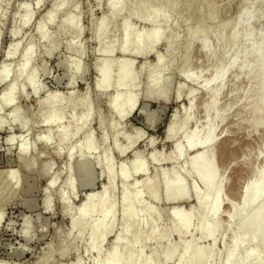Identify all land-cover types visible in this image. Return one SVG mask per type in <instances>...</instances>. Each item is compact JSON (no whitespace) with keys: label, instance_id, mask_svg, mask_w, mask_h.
Instances as JSON below:
<instances>
[{"label":"rangeland","instance_id":"1","mask_svg":"<svg viewBox=\"0 0 264 264\" xmlns=\"http://www.w3.org/2000/svg\"><path fill=\"white\" fill-rule=\"evenodd\" d=\"M143 1L123 0L124 10L113 16L108 8L109 0H66V6L54 14L53 24H46L48 13L55 10L56 0H0V68L4 66L11 69V77L0 86V91L16 76L25 49L31 46L34 51L29 75L18 83L24 89L21 99L0 112V118L8 123V114L19 106L21 115L27 119L28 128L24 133L18 130L14 133L30 145L28 154L21 156L18 149L21 140L8 145L5 140L10 132L9 127L0 130V264H94L96 252L89 249L88 240L91 225L99 219V214L94 212L76 226L72 225L71 217L79 213L86 192H98L104 187V167L100 162L102 157L109 154L114 170L120 172V166L128 165L136 151L146 161L148 173L151 176L158 175L160 200L143 193L139 203L143 205L139 207L155 209L156 216L151 218L141 211V218L153 220L160 234L156 239H148L144 232L138 241L140 245L136 244L135 248L141 249L144 257H153L154 260H150L155 264H174L179 257L177 254H183L192 240L197 246L210 250V240L199 235L201 222L198 216L192 219L191 229L178 236L171 230L168 213L169 208L173 207L187 214L194 203L193 199L188 203L183 199L172 203L167 200V194L179 182L184 184L186 190L196 187L202 191L201 183L185 172L193 154L185 153L180 160H176L173 148L176 142L183 144L179 130L190 112L192 118L186 126L187 132L199 130L202 133L206 128L203 109L210 98L206 93L212 87H204L183 75L185 72L200 73V79L207 80L216 69L225 66L220 56L229 51L227 39L233 30L234 21L239 17L242 4L252 8L249 16L262 8L263 16L255 26L251 43L259 42L260 33L264 40V0H166L172 10L167 7V17L157 23L162 27L163 40L146 57L129 52L124 54L119 48L127 19L130 29L132 27L135 33H148L153 29L150 23L131 15ZM149 1L157 4L162 0ZM212 10L215 11L213 20L210 18ZM27 12L32 13V19L28 26L23 27L21 21ZM102 19L107 22L108 32L101 45H98L97 34ZM43 21L44 31L48 34L47 41L42 40L36 32L37 25ZM201 23L209 25L206 30L201 31ZM241 28L239 25L237 30L241 31ZM191 34L195 35V41L190 44ZM171 41L173 47L168 49ZM203 41L216 52L212 60L200 48ZM18 42L20 47L15 58L4 64L8 50ZM55 45L57 48L53 50ZM110 47L115 49L114 52H100ZM246 51L247 45L242 44L238 62L225 76L218 97V113L223 120L214 123L219 139L214 147V160L215 172L224 179V188L221 194L223 206L216 219L221 229L213 247L215 256L212 264L223 263L225 246L234 240L235 228L232 231L223 228L228 224L231 209L240 206L241 187L250 179L251 167L264 168V158L257 159L264 142V112L260 124L253 128L256 117L251 109L258 98L256 80L239 70ZM158 60H162L168 68L170 84L167 88L161 86L152 89L147 85V75ZM104 61L113 69V74L122 63L128 61L124 74L133 73L136 76L135 87L128 92L137 98V108L122 121L108 110L107 99L117 93L125 94L123 92L126 90L117 86L108 88L104 94L96 91L97 71ZM78 65L80 71H76ZM30 77L41 88L37 95L33 93L32 86L26 84ZM179 89L180 98L177 95ZM161 91L162 94H159ZM187 93H191L193 103ZM46 95L57 96V101L61 103L56 108L57 114L62 117L61 128L57 126L48 130L39 123L51 110V104L44 99ZM68 98L74 103H81L74 114L64 106ZM85 99L92 114L85 128L79 130L76 120L85 114L86 108L82 104ZM170 123L174 124V140L167 138ZM112 124L117 127V131L111 128ZM45 132L51 134L48 142L44 145L36 142L39 135ZM89 134L96 145H93L92 153H83L82 157L78 153V144ZM137 137L140 138L135 146L120 156L117 147H128L127 138ZM153 153L157 154L156 161L150 160ZM85 160L89 161V169L84 173L78 163ZM10 172L13 173L7 178ZM116 179L114 191L109 192L110 198L117 203L116 218L112 232L100 244L101 258L105 264H118L108 258L116 242L114 236L122 226V220L119 221L121 184ZM133 181L134 178H130L126 185L133 188ZM63 199L68 214L65 213ZM47 200L49 209L46 208ZM261 204H264V198ZM262 238L264 235L259 240ZM123 241L122 238L119 242ZM168 245L178 247L177 256L171 262L158 258ZM260 258L264 264V252ZM119 264H126V260L122 259Z\"/></svg>","mask_w":264,"mask_h":264},{"label":"bare ground","instance_id":"2","mask_svg":"<svg viewBox=\"0 0 264 264\" xmlns=\"http://www.w3.org/2000/svg\"><path fill=\"white\" fill-rule=\"evenodd\" d=\"M165 1L166 0H162L156 4L149 0H144L131 12V15L138 20L150 23L153 26V29L148 33H135L132 27V30L130 29V24L127 19L123 25V40L119 48L120 52L124 54L129 52L136 56L146 57L154 51L155 45L163 40L162 27L157 25V23L160 19L167 15L165 14L166 8H170L167 6ZM65 4L66 0H56L54 4L55 10L51 13H48V22H46V24L53 22L54 14L56 12L58 14V12H60L64 6H66ZM108 8L112 15L116 16L117 14L121 13L122 10H124V2L123 0H109ZM170 9L172 10V8ZM251 11L252 8L249 6L247 7V4L241 5L239 17L234 21L233 30L227 39L229 51L223 52L220 56L221 60L226 63L223 68H218V70L216 69L215 72L212 73L211 77L207 80L200 79L202 77L200 73L195 74L185 72L183 75L192 82H196L204 87H212L211 90H207L208 92L206 91V94L209 95L210 98L209 102L204 106L203 109L206 119V128L202 133L199 130L187 132L186 126L189 124L190 118H192L190 112L187 114V117L185 116V121L179 130L182 133L183 144L176 142L173 148L176 160H178L181 156H184L185 153L193 154L191 162L185 169V172L201 183L202 191L198 190L196 187H191L190 190H186L184 184L179 182L178 186L172 192L167 194V200L172 203L178 199H183L185 203H188L193 199L194 203L191 205V208L187 214H184L182 211L173 207L169 208L168 213L171 217V230L172 232L178 234V236L186 234L192 227V219L198 216L201 222L198 228L199 235L205 237L207 240H210V250H206L204 247L197 246L195 241L192 240V242L188 244V247L185 248L183 254L178 253L177 255H179V257L176 255L177 260L174 264H212L214 260L215 255L213 247H215L214 244L217 240L219 230L221 229V225L216 221V219L218 218L219 212L223 206L221 194L224 188V179L218 177L217 173L215 172L216 163L214 160V147L219 143V139L216 136V126L214 123L216 121L223 120V117L218 113V97L225 76L232 70L234 66H236L238 62V52L242 44L247 45V51L245 52L241 65L239 66L240 73L246 72L251 79L256 80L257 86L256 92L258 98L251 108L256 117L253 128H257L262 119V114L264 112L263 34L260 33L261 37L258 38L259 42L257 44H252L251 42L254 40L255 26L257 22L261 20L263 13L261 8L255 11L253 15L251 14V16H249ZM214 16L215 11L212 10L210 13L211 20L214 19ZM31 19L32 13L27 12L21 21V26H28L31 22ZM100 23L101 24L97 34L98 45H101L108 32L106 20L102 19ZM239 25L242 26L241 31L237 30ZM208 26L209 25L206 23L199 24L201 31L206 30ZM44 28L45 23L43 21L37 25L36 32L42 40L47 41L48 34L45 33ZM194 41L195 35L191 34L190 44L194 43ZM50 42H52V40ZM172 44L173 43L171 41L168 44V49L173 47ZM56 45L58 46V44ZM56 45L53 46V50H56ZM19 47L20 46L18 42L14 44L10 50H8L4 64L15 58ZM200 48L209 60L215 58L216 52L211 50V47L207 42H201ZM32 50L33 49L31 46L25 49V51L22 53L21 58L23 60L21 61L19 68H17L16 76L14 75L9 84L5 88L1 89L0 112L5 108L14 105L21 99L20 96L23 95L24 89L19 87L18 83L21 78L29 75L28 71L33 61L34 53ZM114 50L115 49L113 47H110L108 50H100V52L105 54L114 52ZM128 63V61L122 63L121 66L115 70V74H113V69L107 66L104 61L101 63V66L97 71L98 79L96 80V91L99 94H104V91L110 87L120 86L123 87L124 91L126 90V92H123L125 94L117 93L115 96L109 97L107 99L108 110L115 114L120 121L128 118L135 111L138 103V100L135 96H133V93L130 94V92H128L133 87H135L136 84V76L133 73L129 75L124 74ZM79 68L80 67L78 65L76 67V71H80ZM10 77L11 69L2 66L0 68V86ZM147 81V85L152 89H159L161 86L167 88L169 86L170 75L168 73V68H166L162 60L156 61L155 68L148 72ZM26 84L27 86H32V91L34 90L33 93L36 95L41 90L39 85L32 77L27 80ZM215 85L217 86L216 88H214ZM162 92L163 91H161L159 94H162ZM180 92L181 89H179L177 92L178 98L181 97ZM187 97L191 103H193V97L191 93H187ZM44 99L46 102L51 104V110L48 116L44 120H40L39 123L48 130H52L57 126L61 128L60 124L62 117L59 116L56 111L57 106L61 103L57 101V96L51 97L46 95ZM69 99L71 100V98H68V100L64 102V106L68 109H71L74 114L76 107H78L81 103H74V101L72 102V100L70 101ZM82 104L86 109L85 114L79 116L76 120L79 130L85 128L92 114L86 99L82 101ZM18 107L13 108L10 112V115L8 114L10 122L7 123V121L0 118V130H3L4 128L7 129L9 127L10 132L6 137L5 142L10 145L14 144L18 139H20L21 144L18 148L19 154L24 156L28 154L30 145L28 141H24L22 138L16 136L14 131L18 130L19 133H24L28 128V122L27 119H24L21 115L20 108ZM7 124L8 126H6ZM101 125L102 123H100V126ZM173 126L174 124L170 123L168 128L167 138L169 140H174L175 138ZM111 128L117 131V127L115 128V125L112 124ZM58 131L63 132L64 130ZM50 136L51 134H49V132L40 134L36 142L44 145L48 142ZM116 136L117 135H115V137ZM139 138L140 137L134 139L127 138V143L129 146H118V154L120 156H124L128 149L135 146L137 141H139ZM92 142L93 141L90 134L84 140L79 142L78 153L81 154L82 157L84 156L83 153L93 152V145L96 144ZM132 155V160L128 165L120 166V172L114 170L115 168L112 163V158L109 156V154H105V156L102 157L100 162L104 167V187L98 192H86L80 205L78 211L79 213L71 217L72 225L76 226L79 222H82L91 214H94V212L99 214V219L91 225L89 230V249H94L96 252L94 264H105V260L101 258L100 244H102L106 236L112 232L111 230L113 229L116 218L117 203L109 196V192L114 191V186H116V178L119 179L118 181H120L121 184V197L119 201L121 219H119V221L122 220V226L114 236L116 242L113 248L109 251L108 258L113 263L118 264L120 261H122V259L126 260V264H155L154 261L150 260L151 258L153 259V257H144L142 255V250L136 249L135 246L136 244L140 245L138 241H140L139 239L142 237L144 232L147 234L146 236L148 239L150 237H152V239H156L160 234V230L157 227L158 225L155 224L153 220H150V218H141V211H143L146 216H150L151 218L152 216L154 217V215L156 216L155 209L152 207H147L144 209L139 207L143 205V203L139 205V203H141L140 201L143 193L148 194L150 198L154 200H160L159 179L157 180L158 175L151 176L148 173L147 163L140 157V152H133ZM261 158H264V142L262 143L259 153L257 154V159ZM150 160L156 161L157 154L153 153V155L150 157ZM88 164V160H85V162L80 161L78 163L84 173L89 169ZM173 164H175V162ZM12 173L13 172L8 173L7 178H10ZM130 178H134L133 188H129L126 185ZM52 183H54V181H52ZM240 197V206L238 208L231 209L228 217V224L223 228L225 231H232V229L235 228L236 233L234 235V240L225 246L223 253L224 261L222 264H263L260 254L264 252V238L261 240L259 239L262 235H264V204H261V200L264 198V168L251 167L250 179L241 187ZM62 204L64 205L65 213L68 214V210H66L67 205L65 199H63ZM49 206V201L47 200L46 208L49 209ZM233 222H235L234 225H232ZM163 235L166 236V234ZM122 238L124 241L119 242ZM177 248L176 246L171 245L166 246L162 254L158 255V258L163 259L165 262H171L176 257L175 254L177 252Z\"/></svg>","mask_w":264,"mask_h":264}]
</instances>
